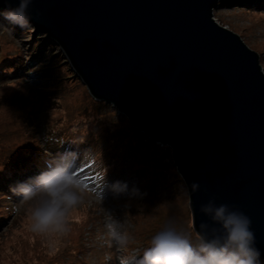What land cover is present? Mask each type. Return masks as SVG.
Here are the masks:
<instances>
[{"label":"water","instance_id":"water-1","mask_svg":"<svg viewBox=\"0 0 264 264\" xmlns=\"http://www.w3.org/2000/svg\"><path fill=\"white\" fill-rule=\"evenodd\" d=\"M221 1L32 0L29 23L93 99L170 149L193 229L215 196L251 218L264 260V70L215 19Z\"/></svg>","mask_w":264,"mask_h":264},{"label":"rangeland","instance_id":"rangeland-1","mask_svg":"<svg viewBox=\"0 0 264 264\" xmlns=\"http://www.w3.org/2000/svg\"><path fill=\"white\" fill-rule=\"evenodd\" d=\"M214 17L221 25L239 34L250 48L260 54L264 70V7H255L254 3L220 5L219 9L214 11ZM14 27L17 28L6 21L0 22V165H3L0 168V264H119L122 255H138L147 246L150 237L165 222L171 221L177 227L193 231V226L188 228L189 223L192 225V214L187 190L172 201L151 203L150 200L142 201L139 195L121 194L117 197L107 187L122 175V182H127L129 191L140 186L147 192L149 185L159 186L163 177L168 178L169 175L161 168L158 159L162 156L161 163L165 164L171 157L165 156L164 150L144 140L140 143L141 148L153 152L149 158L153 162L149 165L152 170L147 169L152 174L147 173L145 179L140 176V168L147 171L142 163L135 165L136 169L122 172L123 168H128L123 166L125 161L110 158L111 165L103 168L107 176L104 184L97 187L89 179V190L82 194V203L70 214L71 231L68 234H40L32 230L31 211L43 194L33 201H23V196H18L13 201L10 195L8 198L3 195L6 186L13 188L17 185L19 176L32 178L37 175L36 171L31 172L34 167L28 168L25 164L27 159L35 157L36 154L35 152L27 157L28 151L31 152L28 146L38 141L31 126L39 121V127L43 129L44 123L49 122V126L53 127L50 131L53 132L55 126L52 125L57 124L59 120L77 122L80 120V114L87 112L81 116V120L87 119L86 126L97 128L100 134H107L109 138L112 136L113 127L102 123V118H99V122L96 121L98 111L95 109H98L99 105H93L87 94L75 87L74 78L64 64L65 59L49 60L46 57L43 61L48 64L49 73H43L40 79L48 78L47 75L53 77L50 78L53 87L46 90H43L45 81L27 74L31 68L37 66L39 60L35 61L26 74L14 75L13 63H17V59L23 56L34 59L41 51L40 46L49 40L34 27L31 30L19 28L18 31ZM55 48H47V56L48 53H55ZM57 54L58 57L62 55H59L58 51ZM43 58L45 57H41ZM2 78H5L3 82ZM55 84L57 86L54 87ZM85 131L82 129V132ZM77 142L83 150L82 153L89 149L100 162H104L115 152V146L111 142L107 143L108 147L104 153L99 147L91 146L88 142L83 145L80 140ZM39 151L41 157L46 154L43 150ZM176 174L182 181L181 176L177 172ZM143 180L148 184H144ZM101 187L105 191V201H101L96 195ZM9 203L11 206H8ZM110 214L122 223L123 229L129 235V242L123 251L115 244H109L111 237L106 229V221Z\"/></svg>","mask_w":264,"mask_h":264},{"label":"clouds","instance_id":"clouds-1","mask_svg":"<svg viewBox=\"0 0 264 264\" xmlns=\"http://www.w3.org/2000/svg\"><path fill=\"white\" fill-rule=\"evenodd\" d=\"M4 3L6 6L0 8V22L7 21L23 30L32 29L33 25L29 23L32 0H15L10 5L9 0H4ZM81 139L73 138L74 141ZM94 155L87 149L82 159L91 163ZM77 168L76 153L65 150L47 161L45 169L36 176L13 186V191L21 194L23 201L36 200L43 194L31 211L33 231L62 235L71 231L70 214L82 203V194L89 190V185L78 175ZM107 187L117 197L121 194H140L139 189L134 187L129 191L127 182L119 180ZM199 189V182L192 181L190 191ZM96 195L105 201L103 187ZM200 211L209 219L201 220L198 228L189 232L184 227H177L174 222H165L138 255H122L119 264H264L256 246L252 220L245 212L235 205L217 204L215 196L202 204ZM191 227L189 223L188 228ZM106 229L111 237L109 244H115L122 251L126 249L129 235L122 223L111 214L107 217Z\"/></svg>","mask_w":264,"mask_h":264},{"label":"trees","instance_id":"trees-1","mask_svg":"<svg viewBox=\"0 0 264 264\" xmlns=\"http://www.w3.org/2000/svg\"><path fill=\"white\" fill-rule=\"evenodd\" d=\"M246 3L247 5H253L254 3L255 7H264V0H222L220 5L221 6H224V5L237 6V5H242ZM14 28L18 31L20 27L17 26V28L16 27ZM15 36L17 37V34ZM40 47H41L40 48L41 51L39 55L34 56L35 57L34 59H30L31 57L28 58L26 56H23V58L17 59V63H13L14 64L13 67L15 68L14 75L26 74V71L30 70V67H32L33 64H35V61L39 60L40 62L37 64V66L33 69L31 68V70L27 72V74L35 75L37 78L40 79L43 73H49L48 64L43 62L44 60L47 59L46 57H48L49 60L51 58H53V60L60 59V58L64 60L63 55H61V52H59V50L55 48V45L53 44L52 41L47 40L46 44L45 45L43 44ZM53 47L58 51L61 57L60 56L58 57L57 51H55V53L53 54L48 53L49 56H47L46 49L53 48ZM41 57H45V58L41 59ZM64 64L67 66L69 74H72V77L74 78L75 87L77 89L82 90V92L86 93L88 100H90V102L93 105L94 104L99 105V108L95 109L98 111L96 121L99 122V120L102 118L103 119L101 121L102 123H106V124L108 123L109 126H112L113 127L112 136L109 138L107 134H100L97 131V128L92 127L91 125L86 126L85 124L87 123L86 122L87 119L81 120V116H84L87 112L85 114H80V120H77V122L69 121V120H65V121L59 120L57 124L52 125V126H55L53 132L50 131L53 129V127L49 126V122H46V124L44 123V125L42 126L43 129H41L39 127V125L41 124L39 121H37L35 124L31 126V129L33 130L32 132L34 133L35 137H37L38 141L28 146L31 152L28 151L29 156L27 157H30L35 152L36 154H35V157L27 159L25 162L28 168H30L31 166L34 167V168H31L32 169L31 172L36 171L35 173L38 174L39 172L45 169L46 162L51 160L52 157L59 155L65 150H73L76 153V163L78 164L77 173L79 174L84 173L82 174L83 175L82 178L85 180V182L88 185L90 184L89 179H91L93 181V184L99 187V185L103 184V181L105 182V177H107L105 176L106 174L103 168H105L104 166L111 165L110 158H116L121 161L123 160L125 161L126 164L123 162V166L125 167L126 165L128 168H123L122 172L124 170L130 171L132 169H136L135 165L138 166V163H142L145 170L147 169L152 170V168L149 165H151L153 162L149 158L150 156H152L153 152H149L145 148L144 149L141 148L142 145H140V143L142 140L146 141L152 146H157L158 148L164 150L163 153L165 156L166 155L167 157L170 156V149L168 147L161 146L159 143L157 144L156 142L148 138L145 134H143L140 130H138L135 127L130 126L128 119L123 114L118 113L117 110L113 106H111L110 104H106L103 101H97L91 98L86 87L78 80V78L74 76L73 72L69 69V66L65 60H64ZM47 76L48 78L40 79L43 82L45 81L44 82L45 87L43 88V90L53 87V85L50 83L51 81L50 78H53L52 75H47ZM4 80L5 78L1 79L2 82ZM55 86L57 85L55 84L54 87ZM43 100L46 101L47 99H43ZM54 100H55V97H54ZM26 122L27 121H25V123ZM65 129H67V131H64ZM82 129H85L86 131L82 132ZM76 135L82 138L80 140L82 145L85 142H88L91 146L99 147L102 153H104V150H107V147H108L107 143L111 142L113 143V146H115V152L113 153V155L109 156L107 159L106 157H103L104 159H106L104 162H100L98 157L94 156V158L92 159V162L88 163L87 159H82L83 150L79 148V144H78L79 142L73 140V138L76 137ZM57 142H59L58 145H57ZM44 145L46 147L43 148ZM39 150H43L46 154L43 157H41L40 155L41 152ZM130 154L131 156L129 157ZM161 159H162V156L160 157V159H158V162L161 164L160 165L161 168H164L167 172V175L169 176H167L168 177L167 179L163 177L159 186L152 187L149 185L148 186L150 187V189H148L149 192L148 191L145 192L140 186H137L136 188L139 189V193H140L138 195H139V198L141 197L142 201L150 200L149 202L151 203L158 202V201L159 202H169V201L174 200V198L178 197L180 194L186 193V189H185L186 187H184L183 182L180 180V178L176 174L175 168L172 165V161L168 159V162L163 164L161 163ZM155 161H156V158H155ZM138 168L139 167H137V169ZM154 169H157V168H154ZM139 170L141 171L140 176H142V178L144 179L148 175L147 173H151L148 170L144 171L142 168H140ZM18 179L20 180L16 182L17 184H19L20 182L28 181L30 178L28 177L26 178V176L23 175V176H19ZM123 180H124V177H122L121 175L119 181H123ZM143 181H144L143 182L144 184H148V182H146L145 180ZM7 187L8 186H6L4 190V194H3L4 198H8L9 197L8 195H10V199L15 201V199L18 198V196L19 197L22 196L21 194L14 192L12 190L13 188L11 187L7 188ZM140 188L142 190L141 192H140ZM8 206H11V203H9ZM81 264H87V263L81 262Z\"/></svg>","mask_w":264,"mask_h":264}]
</instances>
